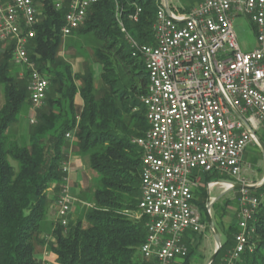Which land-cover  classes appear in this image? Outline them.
<instances>
[{"label": "trees", "instance_id": "16d2710c", "mask_svg": "<svg viewBox=\"0 0 264 264\" xmlns=\"http://www.w3.org/2000/svg\"><path fill=\"white\" fill-rule=\"evenodd\" d=\"M33 3L37 23L27 50L47 79L48 90L26 144L6 131L21 106L30 107L28 72L14 65L10 46L0 57L5 98L0 108V264H39L36 250L45 231L46 189L51 183L60 184L61 147L66 143L65 134L72 131L77 151L88 156L90 168L100 178L94 188V205L85 219L69 220L65 228L57 224L50 232L53 242L48 248L55 255L54 264H156L153 258H143L139 250L146 235V217L135 221L127 216L137 208L140 197L141 150L133 139L148 125L140 102L146 90V71L139 54L132 55L126 35L140 45L154 42L152 24L160 0H98L92 4L83 24L73 32L94 35L102 87L95 86L89 73L78 89L69 66L56 56L63 12L55 10L51 0ZM137 7L140 12L133 21L129 15ZM76 93L81 104L75 103ZM44 137L47 145L42 142ZM259 138L264 143V132ZM218 177L217 173H204L202 185ZM254 190L259 199L254 232L235 264H264V182ZM192 241L193 235L183 238L187 246L184 256L190 253ZM228 246L230 241L223 240L211 264Z\"/></svg>", "mask_w": 264, "mask_h": 264}, {"label": "built area", "instance_id": "2783aa9c", "mask_svg": "<svg viewBox=\"0 0 264 264\" xmlns=\"http://www.w3.org/2000/svg\"><path fill=\"white\" fill-rule=\"evenodd\" d=\"M51 1L55 10L63 12L60 35L65 37L83 24L98 0ZM167 3L168 12L164 0L158 5L153 43L140 45L126 35L132 55L142 58L147 76L140 102L148 127L133 142L141 150L137 211L146 217L139 250L156 264H170L184 256L183 237L203 229L192 191L203 183V174L232 178L206 182L208 191L216 186L228 188V181L244 183L243 152L249 144L257 145L256 132L264 128V0H200L190 9H181L171 0ZM139 12L137 7L129 17L136 21ZM37 14L33 0H0V42L11 47L14 65L28 72L31 123L48 90L47 79L27 50ZM238 14L254 28L255 46L250 51L240 48L233 29L232 20ZM233 109L253 132L243 127ZM61 171L53 209L57 224L65 228L72 204L67 162ZM238 190V231L227 264L246 247L259 206L258 197L248 195V189Z\"/></svg>", "mask_w": 264, "mask_h": 264}, {"label": "rangeland", "instance_id": "374dc122", "mask_svg": "<svg viewBox=\"0 0 264 264\" xmlns=\"http://www.w3.org/2000/svg\"><path fill=\"white\" fill-rule=\"evenodd\" d=\"M173 4L182 9V7L185 5V2L184 0H174ZM37 6L39 7L40 4L38 3ZM232 25L237 35V40L240 44V48L243 51L252 50L253 46H255V34L252 23L245 16L238 14L233 18ZM95 48L96 41L92 32H87L84 34L73 32L68 36L61 37L56 56L61 60V62H64L69 66V71L72 75L71 77L76 89L80 88V86L84 82L83 78L89 73L94 80L95 86L99 88L102 87L99 76L102 70V65L99 62L98 57L96 56ZM125 52H128V47L126 48ZM110 55H113L112 51ZM116 61L117 59L115 60V62ZM14 69L16 71L18 70L16 66L13 67V70ZM96 96H100V92H96ZM4 99L5 98L2 86L0 85V108L4 103ZM74 100L75 103H77V100L79 101V103L77 104L82 103L81 97L78 93L75 94ZM29 110V106H27L26 104L22 105L19 113L15 117V120L9 125L6 131L8 135H10L13 139H16L20 144H26L28 142V137L33 127H35L36 125V121L34 123L30 122V116L32 115V112ZM76 120L78 119L76 118ZM73 132L74 131H72V133L70 132V137L66 139L70 140L73 144V147H75L76 143H74L75 138ZM263 132L264 128H261L259 131H257V135L259 136ZM42 142L46 145L49 143L45 137L42 138ZM263 176L264 155L262 154L261 149L258 147V145L255 146L254 144H249L246 147L243 158L241 160V178L243 179L245 184L256 185L261 182ZM82 179L85 182V185L83 186H81L80 183H75L74 185H72L70 182V178L68 180L70 188L69 190L72 197V211L69 214L70 222L74 221L76 218H82L84 220L86 213L94 205V188L97 186L99 180H92L85 173H83ZM218 179L232 180V178L229 176H219ZM256 187L248 189L247 194L250 196L255 195L254 188ZM46 190V195L48 198V209L44 222L46 221L48 226H50L51 223L54 224V226H58L52 203L60 190V184L57 186L55 183H51ZM222 190V187L216 186L208 191V189L202 184L193 188L192 191L194 196V203L200 211L203 229L194 236V241H192L193 243L190 245V253L186 256H182V258H179L174 262H171L170 264H205L208 258L212 255L215 249V241L207 224L208 214H210L213 218L219 234H222V239L220 238L221 244L223 240L230 241V246L225 247L221 251V253L219 254L220 256L216 259L214 264L228 263L227 258L230 256L233 248V234L238 223V197H240L241 192H239V190L230 189V191L225 193L222 199L220 197V199L213 203L209 208L208 202L209 200L211 201L210 198L217 197ZM55 191L56 194H54L52 198H49V192H51L52 194ZM127 216L135 221L142 219V216H140L137 208H135L131 213H128ZM43 229L45 230V228ZM250 236L252 238V235ZM41 238L42 242L39 243L36 250L37 261L39 264H54L55 255L48 248L49 244L52 243L53 240L46 238V236L43 234ZM235 263L236 261H233L229 264Z\"/></svg>", "mask_w": 264, "mask_h": 264}, {"label": "crops", "instance_id": "0c3cea01", "mask_svg": "<svg viewBox=\"0 0 264 264\" xmlns=\"http://www.w3.org/2000/svg\"><path fill=\"white\" fill-rule=\"evenodd\" d=\"M171 1L174 2V0H171ZM198 1H200V0H184L185 5L183 6V8L186 5L191 8L194 5H196L198 3ZM7 47H8V45L6 43L0 42V57L2 56V54H4V52H5L4 50H6ZM76 102L79 103L78 100ZM29 115H30V112H29ZM261 128H263V127H261ZM65 141H66L65 145L63 147H61L62 148L61 152L64 155V160L62 161V163L67 162L69 165V175L68 176L70 178L71 184L74 185L75 183H80L81 186L85 185V182L82 179L83 173L88 175L92 180H99V178H100L99 174H97L95 171H93L89 166L88 156L87 155H81L76 150L77 148L73 147V144L70 140L66 139ZM244 152H245V150H244ZM244 152H243V154H244ZM242 158H243V155H242ZM49 193H50V195H48V197L52 198V196L54 194H56V191L53 192L52 194H51V192H49ZM52 206H53V203H52ZM71 211H72V207H71ZM55 218H56V216H55ZM44 228H45V231H44L43 235H45L46 238L53 240V236L51 235L50 232L54 228V224L51 223L50 226H48L47 222H46L44 225ZM196 234H197L196 232L187 233L185 238L187 237V239H188L189 236H191V235L195 236ZM220 238L222 239L221 233H220Z\"/></svg>", "mask_w": 264, "mask_h": 264}, {"label": "water", "instance_id": "95a60500", "mask_svg": "<svg viewBox=\"0 0 264 264\" xmlns=\"http://www.w3.org/2000/svg\"><path fill=\"white\" fill-rule=\"evenodd\" d=\"M168 0H164V3H165V9L169 10V6H168ZM234 115L236 116L237 119H239L242 123H243V127H245L247 130H250L251 132H253L250 127H248V124L245 122V120L243 119V117L236 111V110H232ZM256 141H257V145L258 147L261 149V152L262 154L264 155V143L262 142V140L256 136ZM262 182H264V176L261 180V182H259L258 184L256 185H248V184H245V183H239V182H235V181H228V183H230V187L228 188H224L220 194L213 198L211 201L209 200L208 202V207L210 208V206L213 204V202H215L216 200H218L222 195H224L225 193H227L228 191L231 190H238V189H241V188H245V189H250L252 187H256V186H259L262 184ZM207 224L210 228V231H211V234H212V237L215 241V249L212 253V255L208 258V260L205 262V264H211L216 253L219 251L220 247H221V239H220V234H219V231L215 225V222L213 220V218L211 217L210 214H208V218H207Z\"/></svg>", "mask_w": 264, "mask_h": 264}, {"label": "bare ground", "instance_id": "6f19581e", "mask_svg": "<svg viewBox=\"0 0 264 264\" xmlns=\"http://www.w3.org/2000/svg\"><path fill=\"white\" fill-rule=\"evenodd\" d=\"M256 136H258V135H257V132H256ZM258 137H259V136H258ZM211 180H213V179H211ZM211 189H212V188H211ZM211 189H210V190H211Z\"/></svg>", "mask_w": 264, "mask_h": 264}]
</instances>
